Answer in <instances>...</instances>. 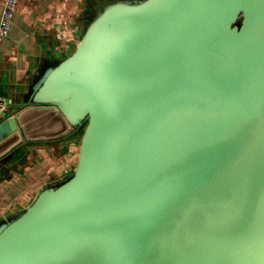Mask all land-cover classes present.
Here are the masks:
<instances>
[{"label": "water", "instance_id": "water-1", "mask_svg": "<svg viewBox=\"0 0 264 264\" xmlns=\"http://www.w3.org/2000/svg\"><path fill=\"white\" fill-rule=\"evenodd\" d=\"M78 140L0 224V264H264V0L106 7L15 111L0 163Z\"/></svg>", "mask_w": 264, "mask_h": 264}, {"label": "crops", "instance_id": "crops-1", "mask_svg": "<svg viewBox=\"0 0 264 264\" xmlns=\"http://www.w3.org/2000/svg\"><path fill=\"white\" fill-rule=\"evenodd\" d=\"M6 0H0V20ZM131 0H20L10 35L0 44V111H15L41 75L79 46L89 24L109 5ZM78 140L27 144L0 163V224L24 211L46 187L66 180Z\"/></svg>", "mask_w": 264, "mask_h": 264}, {"label": "built area", "instance_id": "built-area-1", "mask_svg": "<svg viewBox=\"0 0 264 264\" xmlns=\"http://www.w3.org/2000/svg\"><path fill=\"white\" fill-rule=\"evenodd\" d=\"M20 0H6L3 13L0 20V44L5 42L10 35V31L13 25V21L16 15ZM5 106L1 107L3 110Z\"/></svg>", "mask_w": 264, "mask_h": 264}]
</instances>
